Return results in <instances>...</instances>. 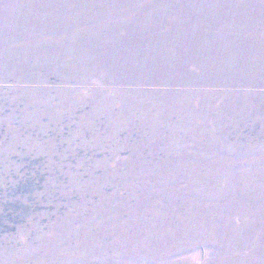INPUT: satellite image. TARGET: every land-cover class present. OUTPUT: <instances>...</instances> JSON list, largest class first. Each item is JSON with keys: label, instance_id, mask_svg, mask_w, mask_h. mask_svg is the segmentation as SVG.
I'll return each instance as SVG.
<instances>
[{"label": "rangeland", "instance_id": "obj_1", "mask_svg": "<svg viewBox=\"0 0 264 264\" xmlns=\"http://www.w3.org/2000/svg\"><path fill=\"white\" fill-rule=\"evenodd\" d=\"M0 264H264V0H0Z\"/></svg>", "mask_w": 264, "mask_h": 264}]
</instances>
